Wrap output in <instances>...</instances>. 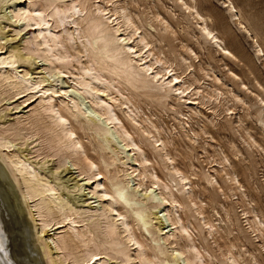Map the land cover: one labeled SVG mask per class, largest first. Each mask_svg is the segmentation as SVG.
I'll list each match as a JSON object with an SVG mask.
<instances>
[{
	"label": "rangeland",
	"instance_id": "obj_1",
	"mask_svg": "<svg viewBox=\"0 0 264 264\" xmlns=\"http://www.w3.org/2000/svg\"><path fill=\"white\" fill-rule=\"evenodd\" d=\"M34 1L40 3V0ZM93 1L95 0H90V2ZM183 1L195 7L200 15L206 18L208 27L222 40L220 43L231 51L232 55L224 53L221 46L206 37L201 29L203 21L195 15L194 9L191 11L186 9L181 0L117 1L114 6L109 7L116 8L120 4L126 3L127 10L134 18L139 31L147 36L155 57L166 61L163 66L165 68L172 66L171 68L175 69V72L185 75V86L191 85L190 91L194 88L202 91V95H188V97L176 99L172 95L163 96L162 98H147L140 92L129 90L134 95L132 102L140 106L137 118L142 121L150 117L161 134L159 135L158 131L151 127L152 131L157 136L169 140V149L174 159H176L175 164L190 177L197 195L196 200L203 201V203H200V201L199 203L203 206L204 215L207 220L211 218L217 226L218 232L215 233L214 237H211L207 230H200L198 220L195 217L197 216L196 213H190L187 208L180 209V215L189 227L195 244L204 255L206 264H225V253L227 255L230 251L236 257H240L241 264H257L254 260L255 257L260 264H264V237L258 231H254L252 228L249 229L250 225L254 226V223L248 224L245 214H243V211H250L253 208L256 210L255 213L257 212L256 214L264 221V110L259 105V98L264 97V0ZM27 4H29V0H0V37L2 39L4 37L1 43L3 42L2 44L5 46L3 50L5 52H8L10 48L16 50L18 56L17 69L20 70L21 74L28 71L30 80L40 81L46 79L45 84L43 83L45 88L53 87L55 90L65 88L71 96L80 101L85 114H80L77 121L69 116L70 125L73 126L76 136H79L87 155L99 165L102 173L109 178L115 177L116 181H122L124 179L123 172L120 174L117 173V170L123 167V156L129 151L120 154V150L123 149L121 145L124 142L120 137L118 138L113 127L112 131L116 138L114 137L108 141L104 149L100 147L98 140L103 139V136H98L93 131L90 132L87 120L90 118L97 119L101 123L104 121L103 116L88 98L86 100L84 92L82 93V90H79L78 87L76 89V85L73 83L78 74L77 67L80 68L81 62L84 63L87 58L80 57L81 62L73 58H69V61L67 59L62 60L61 63L59 62L60 69H62L60 70L59 66L54 68V64L43 58L41 54L29 50L31 47L29 42L33 39V33L37 29L32 25L25 28V21L23 20V22L22 19L14 17V15L16 16V9ZM237 17H240V20ZM71 26L70 23L66 22L55 30L60 34ZM71 46L75 52L76 44ZM181 57H186L187 61H184ZM190 64H192L191 68L186 70L187 65ZM63 66L68 67L69 70L66 71ZM22 67L26 69H22ZM121 88L124 89V86H121ZM124 90L129 93L127 89ZM15 91L8 88L5 91L0 88V136H4L13 142L11 151L14 149L20 155H24L31 163L33 162L32 164L40 171L39 173L45 176H43L45 180H52L56 184L58 192L64 195L61 194L62 198L69 199L70 205L77 209L79 215H77V220H84L80 223L79 229H90L91 234H93V241L89 246L90 250L97 249L94 246L96 243L100 245V251L103 252L102 256L104 255V260L102 259L101 263L143 264L141 261L124 257L111 247L113 236L108 233V224L113 219L110 213L106 212L107 201L99 197L95 191L92 192L96 180L91 181L86 173L82 175L81 169H79L80 166L77 165L78 162L74 157L67 155V151H60L57 147H54L50 141V133H47L42 125L35 123L32 118L25 119L26 116L31 115L28 111L34 103L29 105L30 101L27 99L30 94L21 93L17 95ZM231 92L233 93L231 94ZM158 93L162 95L165 91L162 90ZM102 96L106 99L109 98L107 93L102 94ZM236 96H240L244 102L238 100ZM62 97L66 98L64 94ZM56 98L59 100V97ZM185 98H196V101L201 104L191 103L188 106L185 104ZM113 103L116 105L115 110L118 116L123 119L129 131L133 133L136 140L148 152L149 159L153 161L155 170L163 183H168L173 188L174 193L179 196V186L175 176L170 174L164 166L158 153L152 152L151 146L143 137L142 132L138 130L139 125L127 116L125 108L121 104L118 102ZM117 105L119 106L117 107ZM62 106V111L65 112V104L62 103ZM198 106L201 110L199 115L194 114V109L198 110ZM190 107H193V109L190 110ZM229 108L232 110H227ZM179 111L186 113L188 117L182 116ZM179 118L188 121L186 126H190L191 129L200 133L198 142L190 143L185 135V130L182 129V121ZM79 121H82L85 130L80 129ZM148 123L145 122L144 125L147 127ZM203 128L208 131L207 134L202 131ZM250 135L256 139L258 144L250 145V143H253ZM175 145L177 146L175 147ZM8 150L10 149H3V152L6 153ZM115 153H118L117 160L115 164L109 166L107 171L103 160L109 159V156H113ZM224 153L230 157L232 166L225 161L224 163L227 165L222 167L224 164L222 163V155ZM129 158L133 162L132 157ZM192 164L194 168L191 167ZM222 168H225L231 174L238 175L243 185L242 191H236L230 182H225L222 179L223 176H226ZM214 169H217L219 173ZM212 173L218 179L220 185L223 186L224 192L218 191L215 193L214 188L207 184L206 179ZM109 178L102 180L104 184L106 183V187L109 186ZM6 182L7 179L1 176L0 183ZM130 186L129 190L134 191L136 201L140 204L150 205V211L153 212L151 216L153 220L148 227L151 231L157 233L156 240L153 239L154 237L150 232L144 229L142 222L139 220L134 221L130 215H127L132 231L145 246L146 256H151L156 250V257H150L152 260L154 259L157 262L162 260L166 264L165 261L168 259H175L176 264H188L186 255L191 256L190 253L180 257L176 254L179 245L189 244L187 239L176 231L180 239H174L180 243L178 246L176 244L170 245L169 242L163 240L164 236L157 231L158 228L156 227H161L160 221L165 222L168 218L163 216L166 213L165 206L167 202H161L163 198H161L162 195H159V193L161 194L159 188L152 185L151 187L154 189L150 190L152 188L149 187V191L138 188L137 178L131 179ZM2 188L6 192V187L2 186ZM148 194H150V198L154 196L156 201L161 202L159 207L153 206L154 201L147 198L146 195ZM29 205H34L33 200H30ZM124 205H126L125 201L121 200L117 208L120 211H125L126 208L122 210ZM17 211L20 217L21 214L22 217L23 214H26L23 209L20 210V213L19 209ZM160 215L162 216L160 217ZM35 218L36 222L29 219L32 228H35L33 231L36 230L35 225L42 222L38 220L41 219L39 215L36 214ZM42 218L51 222V227L48 226L49 229L46 227L41 235L44 241L50 244L53 256L55 255V258L59 260L57 261L58 264H79L73 262L71 255L68 260L65 259L68 257L69 251L57 249L53 247L55 244H52V241L48 242L50 240L48 238L55 235L53 232H63L66 228L56 229L58 225L55 224V220L47 217ZM167 222L170 221L165 222L166 226L169 224ZM81 226H84L83 229ZM18 227L19 225H16L13 230L7 233L5 237L8 242L5 246L0 247L1 252L6 250L9 255L12 254L16 263L18 260H22L21 250L15 244V241L18 240L16 234ZM38 227L41 226L38 225L37 229ZM168 227L172 226L168 225ZM21 228L22 226L19 228L20 231ZM61 234L58 235L61 236ZM114 237L118 238L119 235L116 234ZM130 246H128L127 252L134 255L135 247ZM158 247L161 248L163 254L159 252ZM31 248V244L28 242V249Z\"/></svg>",
	"mask_w": 264,
	"mask_h": 264
},
{
	"label": "bare ground",
	"instance_id": "obj_2",
	"mask_svg": "<svg viewBox=\"0 0 264 264\" xmlns=\"http://www.w3.org/2000/svg\"><path fill=\"white\" fill-rule=\"evenodd\" d=\"M117 1L121 0H95L93 2H90V0H40V3L38 2L39 4L34 0H29V4L16 9V16L14 15V17L20 18L22 21L24 20L26 24L25 28L31 27V25L36 27L37 31L33 33L34 37L29 42L31 45L29 50L41 54L43 58L54 64V68L59 66V62L61 63L62 60L67 59L69 61V58H73L81 62L80 57L87 58L86 61L84 60V63L81 62L80 68L77 67L78 74L75 77L76 80L73 78V80H75L73 83H75L76 89L78 87L79 90H82V93L84 92L86 100L89 99L103 116L102 118L104 121L102 120L103 122L101 123L97 119L90 118L87 120L90 132L93 131L98 136H103V139L98 140L100 147L104 149L105 144L115 137L112 131L113 127L118 138L120 137L124 142H122L123 145H121V147H123V149L120 150V154L129 151V153L127 152L123 156V167L121 169H118V167L116 168V170L118 169L117 173L121 174V172H123L124 179L122 181H116L115 177L109 178L102 173L99 165L87 155L79 136H76L77 134L73 126L70 125L69 116L77 121L80 114H85V112H83L84 107L80 104V101H77L78 99L76 100L71 96L65 88L61 90H55L53 87L45 88L43 83L46 79H41L40 81L30 80V78H28V74L30 73L25 70H23L25 72L21 74L16 66V63H18L16 50H14L13 47V49H8V52L3 50L5 46L1 41L4 37L3 39L0 37V88L5 91L6 88L14 89L17 95L21 93L30 94L27 100L30 101L29 105L33 103L34 105H32L31 109L28 111L31 115L26 116L27 118L25 119L29 120L32 118L35 123L40 126L42 125V128L46 130L47 133H50V141L53 143L54 147H57L60 151H67V155L74 157L76 162H78L77 165L80 166L79 169H81L80 172H82V175L86 173L91 181L96 180L92 192L95 191L98 193L99 197L107 201L106 212L110 213L113 219L109 221L108 233L113 236L111 247L117 253L122 254L128 259L141 261L143 264H164L162 260L157 262L150 258L156 257V250L151 256H146L144 250L145 246L132 231L131 224L127 218V215H130L134 221L139 220L142 222L144 229L153 235L154 240L157 239V233L151 231L148 227L153 220V217H151L153 212L150 211V205L138 203L135 199L134 191L129 190L131 187V179L137 178L138 188L148 190L151 185L155 186L161 191V194L159 193L160 196L162 195L161 198H163L161 202H167L165 206L166 213L163 214V216L168 217L166 221L169 220L170 222H167V224L169 223L168 225L172 227L169 228L168 225L166 226V221L164 222L163 220L160 221L161 227H156L160 235L164 236L163 240L167 243L169 242L170 245L176 244L178 246L180 242L178 243L176 240L180 239L179 233L187 239L189 244L179 245V249L176 250L177 253H175L179 257L190 253L191 256L186 255L188 264H206L204 255L197 244H195L189 227L185 224L183 217L180 215V209L187 208L190 213H196L197 216L195 217L198 220L200 230H207V233L211 235V237H214L215 233L218 232L217 226L211 218L207 220L204 215L203 206L200 204L203 203V201L199 200V203V201L196 200L197 195L192 186L190 177L175 164L176 159H174L169 149V140L157 136V134L152 131L151 127L158 131L159 135L161 134L157 125L150 117L142 121L137 118L140 112V106L132 102L134 95L130 93L129 90H135L137 93L140 92L147 98H162L163 96L172 95V97L176 99L188 97V95L195 96L196 94H201L202 91L196 90V88L190 91L191 85L185 86V75L183 76L175 72V69L171 68L172 66L169 68L163 66L166 61L155 57L147 36L139 31V27L135 23L134 18L127 10L126 3L120 4L116 8L109 7L114 6ZM181 2L186 9L190 11L194 9L195 15L203 21L201 29L206 37L221 46L224 53L232 55L231 51L220 43L222 40L208 27L206 18L200 15L195 7L183 0H181ZM240 17H237V19L240 20ZM66 22L70 23L72 26L64 33H57L55 29ZM244 28L247 29L245 26ZM255 42H257V40H255ZM72 44L74 46L76 44L75 52L71 46ZM181 59L187 61L186 57H181ZM71 65L72 64H70V66ZM191 66L192 64L187 65L186 70L190 69ZM58 68L60 69V66ZM63 68H66V71L69 70L66 66H63ZM22 69L26 68L22 67ZM120 85L124 86V89H127L129 93H126ZM162 90H164L165 93L161 95L158 92ZM194 90L195 92H193ZM31 93H33V95H31ZM105 93L109 96L108 99L102 96V94L104 95ZM232 93L233 92H231V94ZM63 94L66 98H69L66 100L65 97H62ZM56 97H59V100H57L58 98ZM236 98L244 102L240 96H236ZM184 101H186L185 104L188 106L191 103L197 105L201 104L199 101H196V98H185ZM113 102H118L125 108L127 116L131 118L135 124L139 125L140 128H138V130L142 132L143 137L149 143V146H151L152 152L155 151L158 153L164 166L170 174L175 176V180L179 186V196L174 193L173 188L168 183H163L155 170L156 168L153 161L149 159L148 152H146L136 140L133 133L129 131L123 119L118 116L115 110L116 105ZM62 103L66 106V108L64 107L65 112L62 111ZM259 105L260 108L264 110V97L259 98ZM118 106L119 105H117V107ZM192 109L193 107H190V110ZM227 110L232 109L229 108ZM179 113L184 117H188L187 114L182 111H179ZM194 114H201L199 106L198 110L194 109ZM179 119L182 121H180L182 129L185 130V135L190 143L198 142L200 133L191 129L190 126L187 127L186 124L188 121H183L181 118ZM145 122H149L148 124L150 126L148 125L149 127H146L144 125ZM79 123L80 129L85 130L82 121H79ZM202 131L205 134L208 132L204 128ZM250 139L251 142H253L250 143V145L258 144L252 135H250ZM12 143L10 139L0 136V177L3 176L7 179L6 183H0V247L7 244L8 241L5 237L7 233L13 230V227L19 225L16 231L18 240L15 241V244L18 249L21 250L22 260H18L16 263L15 259H13V255H9L8 251L5 250V253L0 251V264L59 263L55 255L53 256L50 244L44 241L41 235V233L45 231V228L47 227V229H49L48 226L51 225L50 221L42 217L55 220V224L58 225L56 229L66 228L63 232H53L55 235L48 238L50 239L49 241L47 240L49 243L52 241V244H55L53 247L69 251L68 257L65 258L66 260H68L71 255L73 257V262L79 264H103L101 260L104 255L102 256L103 252L100 251V245L98 243L94 245L95 248H97L96 250H90L89 248L90 243L93 241V234H91L90 229H79L80 223L84 220H77V209L70 205L69 199L66 200L62 198V193L60 194L58 192V188L52 180L49 181L43 178L44 175L42 176L39 173L40 171L32 164L33 162L31 163L24 155H20L18 152L14 151V149L11 151ZM176 146L177 145H175V147ZM3 149L10 150L4 153ZM117 155L118 153H115L113 156H109V159L103 160L107 171L111 164H115ZM130 156L134 163L130 161ZM222 157V163L226 161L232 166L230 157H228L227 154L224 153ZM226 165L227 164L224 163L222 167H226ZM191 167L194 168V165ZM222 169L226 175L223 176L222 179H224L225 182H230L236 191H242L241 188L243 185L238 175L227 172L225 168ZM214 170L218 172L217 169ZM104 178H109L110 183L108 187H106V183L104 184L102 181ZM206 182L214 188L215 193L223 191V186L220 185L213 173L208 176ZM2 186L6 187V192H4ZM151 188L150 190L154 189L153 187ZM146 196L150 198V194ZM150 199H153L154 207H159V203L161 202L156 201L154 196ZM30 200H33V206L29 205ZM121 200L125 201L126 205L122 208V210L126 208L127 210L125 211H120L117 208ZM17 208L19 209V213L20 210L22 211L23 209V211H26V214H23V217L21 214L20 217ZM255 211L256 210L252 208L250 211H243V214H245L248 224L251 222L254 223V226L252 227V225H250L249 229L252 228L254 231H258L260 235L264 237V221ZM35 213L41 217V219L38 220L42 222H38L39 224L35 225L36 230L33 231L35 228H32L31 221H37ZM161 216L162 215H160V217ZM157 217L160 218L159 216ZM252 217L253 219L251 220ZM29 219L31 221H29ZM38 225L41 227L37 229ZM21 226L22 228L20 231L19 228ZM172 230L173 232H171ZM176 231H178V233ZM58 234H61V236ZM116 234L119 235L118 238L114 237ZM28 242L31 244V249H28ZM129 245L135 247L134 255L127 252ZM232 246L234 247L233 244ZM158 248L159 252L163 254L161 248ZM224 258H226L225 264H241L239 261L240 257H236L231 251L228 252L227 255L225 253ZM174 260L175 259H168L165 262L166 264H176ZM254 260L257 264H260L256 257Z\"/></svg>",
	"mask_w": 264,
	"mask_h": 264
}]
</instances>
